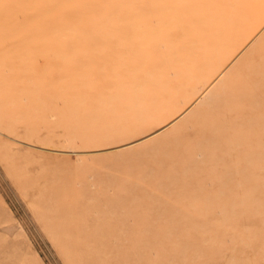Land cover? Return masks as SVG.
<instances>
[{
  "label": "rangeland",
  "instance_id": "1",
  "mask_svg": "<svg viewBox=\"0 0 264 264\" xmlns=\"http://www.w3.org/2000/svg\"><path fill=\"white\" fill-rule=\"evenodd\" d=\"M118 2L12 0L29 48L13 65L0 53V264H264V164L251 198L197 200L232 159L199 149L201 121L264 61V0H142L160 18L111 14ZM198 17L234 25L206 52L188 38ZM198 46L209 59L178 76ZM257 116L229 137L263 128ZM238 148L264 159V138Z\"/></svg>",
  "mask_w": 264,
  "mask_h": 264
},
{
  "label": "bare ground",
  "instance_id": "2",
  "mask_svg": "<svg viewBox=\"0 0 264 264\" xmlns=\"http://www.w3.org/2000/svg\"><path fill=\"white\" fill-rule=\"evenodd\" d=\"M118 1L119 2L112 7V12H111V14L118 16H128L135 11L138 13V17L140 16V14H142L151 18L153 17L160 18V16L163 15L162 13H165L169 10L167 8H163L162 11L161 8L155 10L151 9L150 7L145 8L142 0H118ZM219 19L208 20L207 18L206 19L207 21L205 22V20H203L200 17L194 18L192 20L193 22L192 26L196 30L194 33L190 34L188 38L192 40L194 38L198 39L197 40L198 44H201V48L204 47V51H206L205 44L206 42L207 43L209 42V39L206 38L205 36H207L208 34H214V33L217 34V32H223L234 25L233 21L231 24L232 26H230V24L226 25L228 21L221 22ZM179 20L181 23V18ZM229 22H231V20ZM17 25H16V18L14 17V7L12 0H7V1L0 0V53L7 50V54L5 56V62L12 65L14 64V60L12 59L15 54V51L17 50V46L23 42L24 43L23 48L24 49L29 48V46L26 44V41L28 40L25 39L27 33L23 34L20 37L19 32L17 33V30L22 28L23 26L17 27ZM138 25L140 26L142 25V23L140 22L136 24V26ZM147 28L150 27L147 25ZM199 31L201 32V35L196 34ZM213 45L216 44L214 43ZM198 49L199 46L197 49H194L197 52H195L194 55H192V57L190 54V56L187 57L188 59L184 60V63L186 64H183L182 68L178 67L179 68V70H177L178 76L181 77L183 72L187 73L188 71L191 74L192 73L191 70H193L194 73V70L197 69V66L205 64V61L209 59L208 58V56H210L209 54L207 53L203 54L204 52H202V54L200 55L198 53H200V50L202 49H200L199 51ZM26 59L28 61V64H30L31 57L29 56V54H27ZM19 60L20 59H18L17 62ZM5 62L4 59L0 57V70H3ZM207 63L208 62H206V64ZM243 64L245 65L244 62ZM244 65L240 66L239 68H242ZM242 70L243 69H241L240 71ZM174 71L176 72V69H174ZM164 75L166 76L167 74ZM175 75L176 73L174 74V76ZM176 76H175L176 79L173 80H177ZM148 81H150V79ZM189 81L190 80H188V82ZM169 82L166 81L165 79H161V80H155L154 82L151 81L150 83L152 88L153 86L155 88V86L160 85L159 86L160 89L158 90L161 91L162 97H166L171 95L173 96V94H171L170 91L171 85L168 87L167 84ZM185 82L186 81H184L183 83L185 84ZM188 82L186 85H188ZM191 82H189L190 85ZM225 82L226 83L224 84V98L223 101H221L223 107L221 108L220 111L216 109H211L206 111V114L203 116V120L201 121L203 128L198 130V135H199L198 143L200 144L199 149L202 150L205 149V146L206 147L211 146L213 144L220 142V147L222 148H220V150L219 149L216 150L215 154L217 156L218 155L220 156L221 153H226L227 151H229L232 153V159H228L223 156H220L223 159L217 158V162L219 164L217 166L218 167L217 170L213 169L209 173L210 187L206 188V186H203L205 190L201 189V192H199L197 195V200L200 196L201 197L203 196L205 198L204 200H200V199L198 200V203H201V205H207L204 202L210 201L212 199L211 197H214L215 195H217V193L219 195H223L224 197H228V195H235V193L241 191V193L243 192V195L248 194L249 198H251L254 193V190L257 189L255 180L253 178V174L257 172L256 168L262 167V164H264V159H257V157L253 154V151L251 150L248 151V149L246 148H238V147H242L245 143H248L250 141H257L264 138V119L261 121L263 128H258V125L252 124V126L248 128L244 136L241 137L235 136L236 138L231 136L229 137L230 134L232 135V133H236L239 128L243 129L247 124L246 122L248 121V119L253 118L254 120H257L258 119L257 115H259V113L264 112V61L254 62V63L252 62L251 65L248 64V68L246 67L245 72L244 71L243 73L239 72V74L237 72L233 81L228 80ZM181 83L180 85H183ZM177 88H179V86ZM175 90L178 89H174L173 91ZM175 92L177 94V91ZM257 132H260L263 135H259ZM252 150L256 151L254 148H252ZM229 167L231 168V170H226ZM222 175H226V176H222ZM233 200L234 198L231 197L230 201ZM245 203H247V201L242 199L239 203H235L233 205V208H237L239 205Z\"/></svg>",
  "mask_w": 264,
  "mask_h": 264
}]
</instances>
